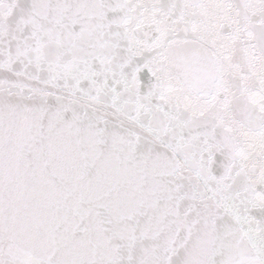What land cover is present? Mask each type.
<instances>
[{
  "label": "snow or ice",
  "instance_id": "6c2138e0",
  "mask_svg": "<svg viewBox=\"0 0 264 264\" xmlns=\"http://www.w3.org/2000/svg\"><path fill=\"white\" fill-rule=\"evenodd\" d=\"M0 264H264V0H0Z\"/></svg>",
  "mask_w": 264,
  "mask_h": 264
}]
</instances>
